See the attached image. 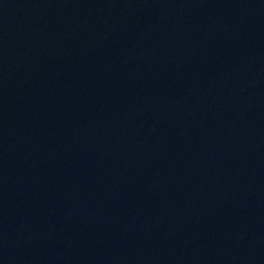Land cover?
Returning a JSON list of instances; mask_svg holds the SVG:
<instances>
[{
    "label": "water",
    "instance_id": "water-1",
    "mask_svg": "<svg viewBox=\"0 0 264 264\" xmlns=\"http://www.w3.org/2000/svg\"><path fill=\"white\" fill-rule=\"evenodd\" d=\"M0 264H264V0H0Z\"/></svg>",
    "mask_w": 264,
    "mask_h": 264
}]
</instances>
